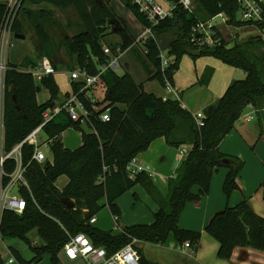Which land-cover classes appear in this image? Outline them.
Returning <instances> with one entry per match:
<instances>
[{
  "label": "trees",
  "instance_id": "1",
  "mask_svg": "<svg viewBox=\"0 0 264 264\" xmlns=\"http://www.w3.org/2000/svg\"><path fill=\"white\" fill-rule=\"evenodd\" d=\"M166 1L172 5L170 15L153 25L134 0H122L142 25L151 27L158 40L168 36L165 49L170 63L163 73L160 46L156 40L147 38L141 53L134 46L135 38L125 21L107 1H21L11 26L13 36L22 31L20 13H31L25 9V2L48 3L59 8L73 6L77 9L82 28L64 37L65 48L71 53L74 62L71 71L78 67L91 75L97 74L110 60V56L103 51L104 44H107L112 52L117 46L120 51L132 49L148 79H156L161 85L164 83L163 75L172 82L186 54L194 59L212 56L242 69L246 75L243 79L232 80L217 102L203 109V124L198 126L192 113L183 108L179 100L164 99L148 93L129 72L119 75L112 68H106L101 73L105 92L100 102L93 101L87 95L89 89H83L80 81H71V92L59 100V86L54 75H48L42 78L41 84L48 90L50 97L38 104L36 95L40 88L31 73L25 70L35 68L36 62L28 57L20 63L9 60L0 91L6 152L36 128L42 122V112L47 107H55L58 100L62 105L71 94H75L87 112L86 118L73 120L62 110L43 127L44 134L51 140L48 147L53 155L52 161H30L33 147L27 144L22 147L23 163L28 164L25 171L28 187H20V195L26 201V208L21 214L5 210L0 223L2 239L20 240L33 253V258L26 260L19 251L11 248L18 264L39 263L44 257L56 262L69 235L77 233L87 235L95 246L104 247L108 254L131 243L140 256L141 264L157 263L149 261L137 245L163 244L170 234L180 245L187 241L189 254H193L200 246L201 232L179 226V217L186 203L198 201L201 196L208 194L212 174L218 167L228 169L222 186L225 195L229 196L232 191L240 189L238 178L244 162L239 157L223 154L219 145L247 105H253L257 110L264 108V42L260 37H255L247 43L228 47L227 41L216 32L214 45L199 44L198 34L192 33L193 27L198 21H205L218 13L226 14L228 25H248L238 20L239 6L235 0H194L191 12L183 8L179 0ZM7 9V3L0 2V28ZM109 21H117L119 29L113 31ZM34 29L41 43L47 44L48 36L43 27L34 23ZM111 33L119 36V43L112 45L104 41ZM40 55L48 57L51 52L44 49ZM52 63L57 72L59 69ZM106 110L109 119L104 121L99 116ZM82 122L90 128L89 132L81 128ZM70 127L81 132V144L74 149L65 147L61 138L63 131ZM158 137H164L172 147L191 144L185 159L168 179L165 196L160 194L144 171L130 175L126 169L128 163ZM4 167L9 174L14 170L15 162L9 159ZM60 176L67 177V183L61 189L55 185ZM135 185L144 188L158 205L151 224L124 226L116 233L89 223V219L103 207H108L118 223L121 211L115 201ZM194 186L197 187L196 192L192 191ZM63 197L73 202L72 208L63 204ZM136 201L134 195V204ZM204 230L219 243L217 255L220 259L230 260L238 247L264 251V217L252 210L246 198L234 206L226 205L215 213ZM32 231L37 233L40 243L35 244L29 238ZM134 239L136 242L132 243ZM0 264H5L1 252Z\"/></svg>",
  "mask_w": 264,
  "mask_h": 264
},
{
  "label": "crops",
  "instance_id": "2",
  "mask_svg": "<svg viewBox=\"0 0 264 264\" xmlns=\"http://www.w3.org/2000/svg\"><path fill=\"white\" fill-rule=\"evenodd\" d=\"M104 1H107L116 14L125 21L130 33L135 38L134 46L143 53L142 36L145 32V26L125 7L122 0ZM154 1L164 6L169 3L166 0ZM223 25L232 26L227 23L223 24L219 22L217 23L215 31L227 41L228 47H232V45H229V39L224 37L220 30ZM248 26L252 25L234 27H237V30L241 31V29L248 28ZM117 37L116 39L120 41L118 35ZM156 37L157 36L154 35L155 40ZM167 37L168 36L159 38V41H166ZM257 37H259V34ZM252 39L253 38L250 36L248 37V34L240 32V34L235 37V40H237L235 44L247 43ZM104 46H107V44H104ZM163 50H166L165 47L163 49L160 48V51ZM113 53L118 55L120 60V64L113 69L115 72L118 68L122 67L125 70L123 73L126 71L129 72L137 83L143 85L146 92L153 93L164 99H176L173 94L167 92L160 83L157 88H153L151 84L147 83L151 79H148L147 73L136 60L132 49L129 48L122 52L117 46ZM127 53H129L130 58L136 62V64H134L137 68L133 66L134 69L132 72L129 62L124 61V56ZM31 69L32 67L25 70L29 71ZM67 70V80L69 84H71V81L68 79L71 70ZM116 73H118V71ZM123 73L118 74L121 75ZM245 75L242 69L230 66L212 56H200L194 59L189 54H186L183 55L179 67L173 75L172 85L176 89L181 106L192 114H195L203 111L206 106L216 103L232 80L243 79ZM35 83L41 88V82ZM149 86H151L152 89H149ZM70 92L71 85H69V90L66 91L65 94ZM49 97L50 94L48 90H46V93L40 91V93L36 95L38 104L46 102ZM60 99H62V97H59V100ZM92 99L93 101L96 100L95 98ZM59 100L56 106L60 105L61 101ZM89 131L90 128H88L86 132ZM61 136H63V133ZM48 141L50 142L48 143ZM45 142L50 144L51 140L46 136V140L43 143ZM48 144L46 149L49 155L45 154L47 160L52 161L53 155ZM80 144L81 138L79 145ZM79 145L67 148L74 149ZM181 146H184L188 151L191 149V144H183ZM219 149L223 154L236 156L243 160L244 165L238 178L240 189L234 190L229 196H226L222 186L228 169L226 167L216 168L212 174L208 194L201 196L198 201L186 203L178 221L181 228L201 232L198 250L193 254L185 252L173 235L170 234L163 244L153 245L150 243H142L141 248L143 254L149 261L156 262L157 264H264V251L250 247L236 248L230 260L220 259L217 255L219 243L204 230L206 224L215 213L224 209L226 205H236L244 198L248 200L255 213L264 217V184H262V182H264V108L257 110L253 105H247L241 117L236 121L233 129L220 143ZM184 159L185 157L179 158V147L169 146L164 137H158L150 143L145 151L136 155L134 158V167L139 171L147 168L152 172L153 176H150L152 182L155 184L160 194L165 196L168 190V179L174 175L175 169ZM66 183L67 181L59 188H63ZM192 191L196 192L197 187L194 186ZM134 195L137 197L135 204ZM115 202L121 211L119 222H116V217L111 214L108 207H103L95 215L96 222L94 225L96 227L102 230H114V232L118 233L124 226L132 224H151L154 219V213L158 210V205L140 185L132 187L118 197ZM146 244L156 247L155 257L153 259L148 257L144 251ZM25 246L27 247L26 244ZM157 248H159V251Z\"/></svg>",
  "mask_w": 264,
  "mask_h": 264
},
{
  "label": "built area",
  "instance_id": "3",
  "mask_svg": "<svg viewBox=\"0 0 264 264\" xmlns=\"http://www.w3.org/2000/svg\"><path fill=\"white\" fill-rule=\"evenodd\" d=\"M11 1L13 4L11 5V2L9 4L7 3V13L0 28V91L3 88L6 71L8 69L7 55L13 48L12 40L14 36L11 32V26L22 0ZM235 1L239 6L238 20L248 23V25L257 27L260 32L259 37L261 41L264 42V0ZM134 2L140 6V10L145 13L147 19L153 25L162 18L170 15L172 10V5L170 3L164 6L155 2L154 0H134ZM178 2L183 6V8L190 12L194 9L193 0H179ZM217 19L223 24L227 22L226 14L221 12L205 21H198L193 27L192 33L198 34L200 45L212 46L215 44V28L217 26ZM149 37L154 38V34L151 27L145 26V32L142 36V43H144V41ZM103 51L110 56V60L106 65H103L100 68L97 74L91 75L86 70L76 67L74 70L69 72L68 79L70 81L82 82L83 89H89L90 87H99L103 85L100 77L101 73L106 68L114 69L120 64L119 56L114 54L109 46H104ZM159 58L161 71L163 73L170 63V58L167 54V51H160ZM29 72L31 73L35 82H41L43 77L54 75L56 70L52 61L47 56H43L40 58L36 67L29 70ZM163 78V88L167 92L172 93L176 100H179L178 94L176 89L173 87L172 82L165 75H163ZM94 109L98 110L96 107H94ZM62 110L67 112L73 120H77L82 117L86 118L87 115L83 105L77 100L76 95L71 94V96L62 105L47 107L42 112V122L29 134H27L21 142L15 145L10 151L6 152L4 150L3 144V104L2 99H0V223L2 214L5 210L21 214L26 208V201L20 195V187H28L27 181L25 179V171L28 164H24L22 160L23 145L27 144L33 147L30 161L43 162L47 160L44 149L47 148V144L50 141H48V143L40 142V133H44L43 127ZM192 116L198 126L203 124V111L192 114ZM99 118L104 121L108 120V110L100 114ZM187 153L188 150L184 146L179 147V158L186 157ZM9 159L15 162V168L11 173L7 174L5 172L4 166L5 162ZM134 162L135 160L132 159L126 167L130 175L139 172V170L134 167ZM141 171H145L149 177L153 176V173L147 168ZM95 222L96 216L94 215L89 219V223L94 224ZM133 242L135 243L136 240L134 239L132 243ZM181 247L185 252H190L189 243L187 241L184 242ZM62 252L69 260H76L79 258L86 264H141L140 256L131 243L111 254H108L104 247L95 246L89 237L84 233L69 235L67 242L63 246ZM2 257L5 264L16 261L9 251L2 255Z\"/></svg>",
  "mask_w": 264,
  "mask_h": 264
},
{
  "label": "rangeland",
  "instance_id": "4",
  "mask_svg": "<svg viewBox=\"0 0 264 264\" xmlns=\"http://www.w3.org/2000/svg\"><path fill=\"white\" fill-rule=\"evenodd\" d=\"M0 1L8 4L11 2L10 4L11 5L13 4L11 0H0ZM24 7L26 10H30L31 12L28 15L27 13L25 14L21 12L19 15V21L22 27V31L20 34H22L24 38L17 39L14 36L12 40L13 48L10 50L9 54L7 55V59L8 61L10 60L11 62L20 63L21 61L26 60V58L28 57L33 59L37 64L40 58L42 57L40 53L44 49L49 50L51 52V56L48 57L52 60V62L56 64L57 68L59 69V71L54 74V78L60 89L59 97L63 98L65 92L69 90V85H70L69 81L67 80V75H68L67 69H69L70 71L71 67H73L74 65V62L71 57V53L67 51V49L65 48L64 37L73 35L77 33L80 28H82V22L79 18L77 9L73 6H68L66 8H59L48 3L31 4L28 2L24 3ZM237 18H239V14L237 15ZM216 21L217 23L220 22V20L218 19ZM34 23H39L43 27V31L48 36L47 44L43 45L39 40L38 35L34 29ZM237 29H238L237 27L227 26V25H223L220 28L223 36L229 39L228 42L230 46L231 45L233 46L235 44V41H237L235 40V37L239 35L240 32L248 34V37L250 36L251 38L257 37V35L260 33L259 29L255 26L253 27L248 26V28L241 29V31ZM114 38L116 39L118 37L116 34L111 33L108 35V38L107 36L104 38V41H107L112 45L116 44L117 42L118 43L120 42L117 39L115 40ZM156 42L159 44L160 48L163 49L165 47L166 42L164 40L159 41L157 40L156 37ZM129 58L130 55L129 53H127L124 56V61L129 62L130 64L129 66L132 72L134 69L133 66L137 68L135 66L136 62L133 59L131 58L129 59ZM117 71L118 73H123L125 70L121 67L118 68ZM147 83L151 84L153 88L155 87L157 88L159 84V82L156 79H152ZM151 86H149V89H152ZM40 89L41 90H39L38 93H40V91L46 93L47 89L44 86L43 87L41 86ZM104 92L105 91L103 85L99 87H90V90L88 91V96L90 98H95L96 99L95 102H100L104 97ZM39 97L41 98L40 94ZM81 128L84 131H88V126L84 122H82ZM80 134H81L80 131L72 127L67 128L65 131H63V136H61L62 142L66 147H70V148L75 147L80 143V138H81ZM45 140H46V135L40 133V142H44ZM44 150L45 153L49 155L48 150L46 148ZM66 181H67V177L61 176L58 178L55 185L59 188ZM29 238L35 244L40 243L39 242L40 239L38 238L37 233L35 231H32L29 234ZM11 248L19 251L26 260H31L33 258V253H31L28 250V248L25 246L23 242L15 239H2V236H0L1 254L4 255L9 251L10 254L12 255ZM157 250L159 251V248H157ZM144 251L146 252L148 257L153 259L155 257L154 254L156 252V247L150 244H146ZM8 264H18V263L14 261L13 263H8ZM33 264H86V263L79 258L74 261H69V259L65 258L64 253L61 252L59 253L58 260L56 262L51 261L49 257H44L39 263H33Z\"/></svg>",
  "mask_w": 264,
  "mask_h": 264
},
{
  "label": "water",
  "instance_id": "5",
  "mask_svg": "<svg viewBox=\"0 0 264 264\" xmlns=\"http://www.w3.org/2000/svg\"><path fill=\"white\" fill-rule=\"evenodd\" d=\"M109 24L113 25V28H112L113 31H117L119 29V23L117 21H109ZM15 37L17 39H23L24 38V36L22 34H17V35H15ZM61 201L63 202V204L66 207H68V208L73 207V202L71 200H68L67 198L63 197ZM137 246L142 247V244L140 243Z\"/></svg>",
  "mask_w": 264,
  "mask_h": 264
}]
</instances>
